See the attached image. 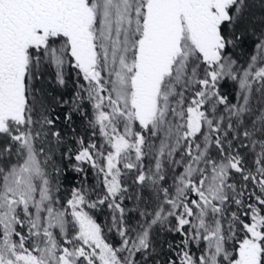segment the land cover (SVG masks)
Returning <instances> with one entry per match:
<instances>
[{
    "label": "snow or ice",
    "instance_id": "6c2138e0",
    "mask_svg": "<svg viewBox=\"0 0 264 264\" xmlns=\"http://www.w3.org/2000/svg\"><path fill=\"white\" fill-rule=\"evenodd\" d=\"M0 264H264V0H0Z\"/></svg>",
    "mask_w": 264,
    "mask_h": 264
},
{
    "label": "trees",
    "instance_id": "16d2710c",
    "mask_svg": "<svg viewBox=\"0 0 264 264\" xmlns=\"http://www.w3.org/2000/svg\"><path fill=\"white\" fill-rule=\"evenodd\" d=\"M126 203H128V206L129 207H132L131 202H126ZM94 215H95V217L97 219V222L98 223H101L102 226L107 224V222L109 220L108 210L107 209H102V210H99V211H94ZM168 238L171 239L170 236ZM109 240L112 243H116L118 241V237H116L114 234H109Z\"/></svg>",
    "mask_w": 264,
    "mask_h": 264
}]
</instances>
